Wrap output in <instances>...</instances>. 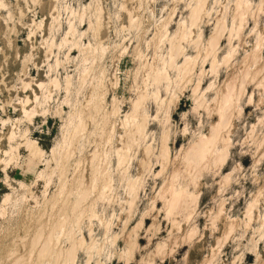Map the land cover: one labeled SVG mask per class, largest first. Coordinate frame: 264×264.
Returning <instances> with one entry per match:
<instances>
[{
    "label": "rangeland",
    "instance_id": "1",
    "mask_svg": "<svg viewBox=\"0 0 264 264\" xmlns=\"http://www.w3.org/2000/svg\"><path fill=\"white\" fill-rule=\"evenodd\" d=\"M198 1L0 0V264H41L62 214L91 264H264V0H204L193 24ZM94 157L112 187L79 220Z\"/></svg>",
    "mask_w": 264,
    "mask_h": 264
},
{
    "label": "bare ground",
    "instance_id": "2",
    "mask_svg": "<svg viewBox=\"0 0 264 264\" xmlns=\"http://www.w3.org/2000/svg\"><path fill=\"white\" fill-rule=\"evenodd\" d=\"M203 3H204V0H199L198 1V5L192 11V14H191L192 17L191 18H192V23L193 24H195L197 22V20H198V18L200 16V12L202 11L201 9H203V7H202ZM190 34H191V32H190ZM219 35H220L219 33L216 34V36L212 37V39L210 40V46L212 48L215 47V44H216V42H217V40L219 38ZM180 36H181V38L184 39L187 36L186 30L184 32H182V35H180ZM198 41L199 40H197V42ZM173 48H174V51H177V52L181 49L180 42L178 43L175 40V37L173 38ZM190 59H191L190 57L186 56V60L183 63V66H184V69L186 70V72H188L189 70H192V66L190 65ZM232 88H231V90H232ZM232 91H234V89ZM232 91H230V92H232ZM230 94H232V93H230ZM228 97L229 96H227V98ZM222 99H224V97ZM225 100L226 99H224V101ZM228 100H229V98H228ZM221 102L223 103V100ZM227 102H225V104ZM225 104H223V105L225 106ZM134 107H135V111L133 110L134 112L132 113V115H134L135 113L136 114L138 113L139 108L141 107V100L136 101ZM227 108L229 109V107H227ZM228 109H227V111H228ZM26 112H27V110H26ZM145 127H146V119L137 120L135 122V128H136V131L138 133L140 131L144 130ZM83 128H85V127L82 124V125H80L77 128V131L78 132L84 131ZM217 137L204 139V141L201 142V144H199L198 147L195 148V150L190 152L192 154V157L195 160H197L196 161L197 164H198L199 161H202V160L205 161V158H206L208 152H210V150H212L211 149L213 147L212 146L213 145L212 142H214ZM28 142L30 143L31 141H28ZM32 144H34L36 146V144L34 142H32ZM165 149H167V148H165ZM164 154H165L164 156H166L167 153L165 152ZM189 156L190 155H188V157ZM221 156H223V155H221ZM128 158H129V156H128V151L127 150H120L119 151L118 161H119V165L120 166H122L126 162V160ZM190 158H191V156H190ZM96 160H97V156H96ZM189 161H191V159ZM203 161H202V163H203ZM192 163H194V160H192ZM194 164L197 165L196 163H194ZM200 165H202V164L200 163ZM108 175L109 174L107 173V165H105V167H103V168H99V166L95 167V157H94V159H93L92 181L88 185L84 182V179H81V180L77 181V186H78L77 190H78V192H77L76 200L71 202L70 198H68V197H66L65 199H60V197H62L61 196L62 192H59L57 195H55L52 200L54 202H58V201L62 200V208H60L61 211L63 210L62 213L65 212V209H67L68 205L71 202L72 203V206H71L72 210L77 215V219H79V220H81L83 218V215H84V213L87 210H90L91 211V215L94 216L95 215L94 203H91L88 208H86L87 206L85 205V203L87 202V200L89 199L91 194L96 190V188L98 187L99 183H100L99 192H100L101 196L103 194H106V192L111 189L112 180L110 179V177ZM136 181H138V179H135V181H133L131 183V185H130L131 191H135L137 189L136 184L138 182L136 183ZM182 191L183 192L180 195H177V198H179V202H180V199L184 198V195L186 194L185 190H182ZM173 193H174V191H173ZM8 198L9 197L5 198V200L3 201V204L6 203ZM169 198H171V197H169ZM187 199L188 198H186V201H187ZM182 203H184V200H183ZM68 218H69L68 216H66L65 214H62V216L56 222H54V224L51 227H49V224H48V226L47 225H41L40 228L37 230V233L33 237V240H32L31 243H32L33 249L40 244L39 245L40 247L38 249V258L43 260V261H41V264H52V263H54V264H60V263L61 264H75V261H76V258H77V252L79 251L80 248H82L84 246L86 247V250H87L88 255H89V258H88V260H87V262L85 264H91V260L93 258V251L95 250L97 245H96L95 242H92L91 244H86V239H85L84 236H81L80 238L75 236L74 233L72 232V229H69V227L67 225ZM46 229H48V230H46ZM67 233H68V236H69V238L71 240L72 245L70 247L66 248V249L58 247V241L56 242L57 236L58 235L62 236L64 234L66 235ZM33 249H32V252H33ZM19 262H21V258L16 259V261H14V264H19Z\"/></svg>",
    "mask_w": 264,
    "mask_h": 264
}]
</instances>
